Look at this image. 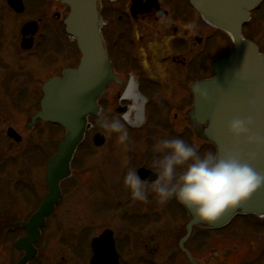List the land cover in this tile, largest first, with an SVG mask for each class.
I'll use <instances>...</instances> for the list:
<instances>
[{
	"label": "flooded vegetation",
	"instance_id": "flooded-vegetation-1",
	"mask_svg": "<svg viewBox=\"0 0 264 264\" xmlns=\"http://www.w3.org/2000/svg\"><path fill=\"white\" fill-rule=\"evenodd\" d=\"M161 9L165 22L157 15ZM70 10L66 0H0V233L4 238L3 227H10L6 232L11 245L9 264H19L30 253L19 244L25 237L33 241L35 249L25 264L41 255L52 217L71 192H76L75 154L71 174L59 182L60 195L51 210L35 220L50 198L48 167L66 132L40 115L44 84L65 69L77 67L81 59L77 41L68 32ZM97 18L101 19L102 40L114 74L97 101L102 109L113 105L111 96L123 93L132 81L135 93L145 102L140 121L127 123L130 139L124 173L129 168L138 172L148 169L155 178L142 180L151 184L157 176L156 142L179 137L195 144L194 85L214 76L216 62L233 50L234 42L226 30L206 20L191 0H97ZM263 19L264 0L251 12L242 34L257 42L264 54L252 34L255 29L260 31ZM145 95H156L162 105L155 111L146 110ZM125 110L119 108L120 113ZM211 147L216 152L213 144ZM114 195L118 201L108 211L113 221L90 237V257L92 240L107 232L108 243L98 251L117 255L120 264H183V260L202 264L195 252L206 250L214 236L223 239L229 226L214 228L205 221L195 225L183 244L189 257L181 249L191 220L185 206L175 199L161 204L150 190L144 208L125 185ZM242 215H236L235 221L244 219ZM251 222L257 227L264 219L254 217ZM108 246L113 251L109 252Z\"/></svg>",
	"mask_w": 264,
	"mask_h": 264
},
{
	"label": "water",
	"instance_id": "water-1",
	"mask_svg": "<svg viewBox=\"0 0 264 264\" xmlns=\"http://www.w3.org/2000/svg\"><path fill=\"white\" fill-rule=\"evenodd\" d=\"M66 1L71 6L68 30L77 38L82 59L77 68L66 69L62 77H53L44 86L41 115L60 123L67 132L59 153L52 158L49 166L50 198L45 201L36 220L51 210L52 202L60 193L59 180L69 174L73 153L84 138L86 129L90 128L87 117L99 112L96 99L114 77L100 33L101 20L97 18L96 0ZM191 1L206 19L227 30L234 39L233 51L216 62L215 76L196 83L194 87L196 118L200 123H207L204 129L206 136L203 133L201 136L212 140L217 152L223 153L237 147L226 127L233 117L252 116L256 121L254 131L264 134V55L254 41L242 36V25L249 18V11L262 0ZM204 94L207 99L203 98ZM250 101L255 102L254 108H249ZM94 140L97 145H101L105 135L97 133ZM238 148L257 171L264 173V148L245 144ZM139 174L144 179L153 178L146 170H141ZM187 209L193 219L187 226L188 234L182 239L181 245L192 226L201 222L191 209ZM238 210L243 213H263L264 188L253 193L237 208L227 210L216 221L208 223L213 226L224 225ZM108 240L107 234L94 239L93 246L97 252L92 257V264H119L117 255L112 258L111 254L98 251V247ZM107 249L113 251L111 246ZM32 255L29 253L19 264H25Z\"/></svg>",
	"mask_w": 264,
	"mask_h": 264
},
{
	"label": "rangeland",
	"instance_id": "rangeland-1",
	"mask_svg": "<svg viewBox=\"0 0 264 264\" xmlns=\"http://www.w3.org/2000/svg\"><path fill=\"white\" fill-rule=\"evenodd\" d=\"M259 24L260 31L255 29L252 34L264 50V19ZM111 97L113 105L105 106L99 114L91 117L96 127L87 132L80 150L76 153L74 183H77L73 187L76 192H71L66 204L52 217L41 244L42 253L29 264H90V237L113 221V218L109 219L108 211L118 201L114 194L124 187V169L128 163L125 150L127 146L118 142V134L107 133L97 121L106 116L119 117L127 128L129 124L122 119L123 113H120L119 108L127 109L129 103H121L117 95ZM145 99V109L148 111H155L162 105L161 99L156 95H145ZM202 131L203 125L200 126V131H196L194 142L199 145L201 153L212 151L208 139L201 136ZM97 132L103 133L106 138L101 146H96L93 141ZM147 188L150 191L151 184H147ZM146 201H141L144 208L147 206ZM240 218L223 231V239L214 236L206 250L196 251V259L202 264H264L263 226L253 227L252 218L249 221L247 218ZM3 229L4 238L0 233V264H9L10 257L8 258L7 252L11 245L7 242L9 236L6 232L10 227ZM17 255L18 253L13 258L16 259ZM188 262L186 260L184 263L183 260V264Z\"/></svg>",
	"mask_w": 264,
	"mask_h": 264
},
{
	"label": "clouds",
	"instance_id": "clouds-1",
	"mask_svg": "<svg viewBox=\"0 0 264 264\" xmlns=\"http://www.w3.org/2000/svg\"><path fill=\"white\" fill-rule=\"evenodd\" d=\"M157 15L162 22L167 20L163 9ZM203 98L207 99L206 94ZM254 107L255 102L250 101L249 108ZM97 123L107 133L118 134V142L127 146L129 132L121 118L106 116ZM226 127L237 147L223 153H201L199 145L189 144L179 137L161 139L154 144V151L159 155L154 161L157 176L151 182V191L161 204L175 199L191 209L201 221L213 222L264 188V173L257 171L238 148L241 144L264 148V134L254 131L256 121L252 116H236L227 122ZM124 185L133 199H148L146 182L136 169L127 170Z\"/></svg>",
	"mask_w": 264,
	"mask_h": 264
},
{
	"label": "bare ground",
	"instance_id": "bare-ground-1",
	"mask_svg": "<svg viewBox=\"0 0 264 264\" xmlns=\"http://www.w3.org/2000/svg\"><path fill=\"white\" fill-rule=\"evenodd\" d=\"M118 100L123 102H128L129 106L122 114V119L129 124H137L141 119V107L144 103L142 97L135 93V87L130 81L123 93L117 94Z\"/></svg>",
	"mask_w": 264,
	"mask_h": 264
}]
</instances>
